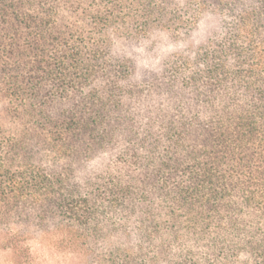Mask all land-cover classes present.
<instances>
[{
	"label": "trees",
	"instance_id": "16d2710c",
	"mask_svg": "<svg viewBox=\"0 0 264 264\" xmlns=\"http://www.w3.org/2000/svg\"><path fill=\"white\" fill-rule=\"evenodd\" d=\"M264 264V0H0V248Z\"/></svg>",
	"mask_w": 264,
	"mask_h": 264
},
{
	"label": "rangeland",
	"instance_id": "374dc122",
	"mask_svg": "<svg viewBox=\"0 0 264 264\" xmlns=\"http://www.w3.org/2000/svg\"><path fill=\"white\" fill-rule=\"evenodd\" d=\"M28 248L34 264H90L89 260L77 255H67L55 249L48 237L29 231ZM0 264H13L11 254L0 248Z\"/></svg>",
	"mask_w": 264,
	"mask_h": 264
}]
</instances>
